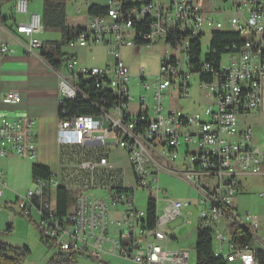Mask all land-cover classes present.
Returning <instances> with one entry per match:
<instances>
[{
  "label": "built area",
  "instance_id": "obj_1",
  "mask_svg": "<svg viewBox=\"0 0 264 264\" xmlns=\"http://www.w3.org/2000/svg\"><path fill=\"white\" fill-rule=\"evenodd\" d=\"M213 1L170 0L164 5L154 0H108V5L98 4L106 8V14L86 15V31L69 42L66 49L72 52L101 42L111 46L109 55L114 64L89 67L73 53L64 52L58 92L59 110L65 116L58 115L57 142L61 165L67 169L60 179L53 175L49 180H34L35 188L16 198L22 217L33 220L35 213L40 218L37 226L57 254L85 255L95 261L113 256L133 264H190V252L173 251L169 246L177 240L172 224L184 220V212L192 202L166 200L162 215L158 209L160 190L155 185L161 175L170 174L192 187L201 198L197 202L202 210L196 234L200 225L211 230L213 244L217 243L214 257L227 264H260L256 253L264 252V237L258 235L264 232L263 224L250 212L240 214L234 199L242 178L264 177V145L257 143L251 126L240 129V118L259 108L264 110V0H219L222 4L216 8ZM30 4L29 0L15 1V14L27 17V21L15 23L14 33L26 39L23 50L34 56L43 50L50 52L54 46L38 39L44 32L42 15L32 12ZM223 4H229L230 13ZM74 13L81 15L82 9L77 7ZM214 15L228 16V31L243 40L240 47L232 44L227 48L226 65L222 63L224 55L218 63H210L205 59L209 50L205 55L202 50L203 28L213 24ZM5 28L0 24V30ZM216 28V32L226 31L221 23H216ZM176 33L186 34L187 38L168 43ZM197 39L201 44L199 59L190 54V43ZM162 41L175 48L188 41L184 50L188 73L178 70L176 58L164 59L160 74L148 83L144 70L133 73L125 63L122 50H140ZM14 53L8 44L0 48L2 57ZM191 61L198 62V70ZM192 76L199 79L200 90L215 102L205 111L189 115L186 111L192 102ZM138 87L151 93V102L146 95L136 100L132 94ZM173 87L178 88V100L187 102L179 110L165 107ZM77 99L94 113L66 115V104ZM133 101H137L135 113L130 112ZM20 103L18 91L0 94V104ZM35 127L33 119L13 120L0 113V199L9 190L1 161L11 157L29 161L38 158ZM114 150L126 154L137 187L149 190L156 202L155 227H149L147 214L136 209V190L126 186L124 170L112 162ZM180 158L183 170L175 165ZM74 184H78V195L73 209L60 216L56 201L53 203V191L63 185L73 192ZM88 190L108 191L113 205L126 207L117 223L119 228L126 227L120 230L119 240L110 237L113 223L108 202L87 196ZM259 198L264 199V193ZM231 227L250 234L259 249L253 243L235 246ZM106 246L110 249L106 250Z\"/></svg>",
  "mask_w": 264,
  "mask_h": 264
},
{
  "label": "rangeland",
  "instance_id": "obj_2",
  "mask_svg": "<svg viewBox=\"0 0 264 264\" xmlns=\"http://www.w3.org/2000/svg\"><path fill=\"white\" fill-rule=\"evenodd\" d=\"M162 4H167L170 0H154ZM94 4L108 5V0H75L67 5V16L68 24L71 27L77 28L79 26L87 27V8L88 6ZM222 3L219 0L213 1L214 8L219 7ZM225 10L230 13L229 4H223ZM14 7V1L5 4L2 7V14L6 17L11 15V11ZM30 7L32 11L39 15H43L44 2L43 0H32ZM79 7L82 9V14L77 15L74 13L75 9ZM16 20L19 19L18 15L14 17ZM228 16L225 15H214L213 24L206 25L203 28V38H202V50L205 55L210 47L212 40V34L217 30L216 23H221L224 25V30L228 31L231 28L228 26ZM39 38L45 43L60 42L62 37L60 33L44 30ZM188 45V41L183 42L178 45L177 48L172 47L166 42L162 41L150 46H144L140 50L137 47L124 48L122 50V58L125 63L131 68L133 73H140L144 70L147 82L151 83L161 72V64L164 59L176 58L179 61L178 70L184 73H188L187 66L185 64L186 55L184 50ZM93 53L89 52L88 57L83 60L89 66H102L105 64L113 65L114 60L110 57L109 53L112 50L111 46H105L102 42L97 45H92ZM67 50V49H66ZM229 56L225 54L222 59L223 65L228 64ZM190 83L192 85L191 95L192 102L189 105L186 114H194L197 112H203L212 104L215 100L203 93L200 90V81L197 77L192 76ZM176 87V86H174ZM173 91L168 92L167 99L165 101V107L167 110H179L181 106L187 104L185 101H179L177 98L178 88H174ZM134 97L138 100L139 96H148V101L151 102V93L141 88H137V91H133ZM137 101H133L130 107V112L135 113ZM245 125H244V124ZM251 126L254 132V136L257 143L263 147L264 145V110L262 108L257 109L246 118H240V129L244 127ZM56 149L52 147L42 148L39 147L38 158L32 161L19 159L16 157H11L5 163V168L3 171L6 176V181L9 190L6 192L10 193L11 196L8 197V205L5 203H0V212L7 211L9 213H19L16 206L17 195L25 196L30 190L35 188V181L32 177V165L42 164L49 167L52 170L55 178L60 179L63 170L67 169V166L61 165V148L56 145ZM185 146L182 147V153L184 154ZM74 158V157H73ZM77 158H75L76 160ZM112 162L119 168L124 170L126 186L133 187L136 199V209L139 212L146 213L148 208V200L150 198V191L147 189H140L137 187L135 181L133 180L130 172V165L127 160L126 154L121 150H114L112 155ZM183 161L180 158L175 165L179 166L183 170ZM159 184L155 185V188L160 190L158 199V209L160 215L163 214V210L167 206L166 200L174 202H188L191 201L192 205L189 209L185 210V218L181 219L172 224L171 229L173 230V235L177 240L172 241V246H181L183 251L190 252L191 260L190 264H196V229L199 225L200 218L199 214L202 210L201 207H197V202L201 199L198 194L194 191L192 187L183 182L180 178L170 175L163 174L160 177ZM101 182V179H97ZM78 184H74L71 191V206L70 210L73 209L74 200L78 195L77 190ZM264 193V177L247 176L242 178V186L240 188L239 194L235 197V205L237 206L240 214L245 215V213L250 212L255 216L259 217L264 227V199H260L259 195ZM87 196L97 197L104 199L108 202L111 211V226L110 237L112 239H120V230H126V227L119 228L117 223L122 219L125 213V206L113 205L111 201V196L108 191L105 190H88ZM8 196V195H7ZM6 196V197H7ZM157 196L156 194L154 195ZM11 199V202H10ZM53 203L56 201V192L53 191ZM2 199H0V202ZM6 202V201H5ZM20 214V213H19ZM190 214H192L190 216ZM14 215V214H13ZM15 216V215H14ZM40 224V218L34 213L33 220L26 219L21 215L17 217V223L12 224L9 220H6L2 215H0V237L1 241L12 245L14 247H27L30 253L24 259L23 264H48L50 260L57 255V249L51 244L46 243L42 240L40 232L35 228ZM10 228V229H9ZM8 229L11 232H8ZM263 233L260 232V236ZM227 234V238H228ZM3 239V240H2ZM110 246H106V250H109ZM214 247H217L216 241H214ZM260 245L255 241L254 248L259 249ZM76 264H133L129 261H125L119 257L106 256L102 261H95L88 258L85 255H81L77 259Z\"/></svg>",
  "mask_w": 264,
  "mask_h": 264
},
{
  "label": "trees",
  "instance_id": "obj_3",
  "mask_svg": "<svg viewBox=\"0 0 264 264\" xmlns=\"http://www.w3.org/2000/svg\"><path fill=\"white\" fill-rule=\"evenodd\" d=\"M15 3L16 0H0V24L6 25L7 22L14 20L15 11L14 7L11 11V15L6 17L2 14V7L9 3ZM30 2L32 0H29ZM75 0H43L44 2V11L42 15V21L44 30L53 31L61 34V41L49 43V45L54 46V49L50 52L45 50L40 52V56L47 61V63L53 68H59L61 66V57L64 55V49L68 46L69 42L75 37L80 35L82 32L86 31L85 27L73 28L68 24L67 16V5ZM106 14V8L94 4L87 9V15L100 16ZM145 27V31H147ZM187 38L186 34L176 33L173 37L168 39V43H173L174 40H183ZM232 44H237L240 47L243 44V40L240 38L239 34L233 32H215L212 35V40L209 47V52L206 54V61L212 63H218L221 56L227 53V48L231 47ZM200 40H193L190 43V54L192 58H200L201 48ZM193 63V61H191ZM194 67L198 70V62H194ZM205 80V79H202ZM94 110L86 105L80 99H77L74 102H68L66 104V115L68 116H79L92 114ZM59 116L63 117L62 109L59 110ZM32 177L36 179L49 180L53 177L52 170L42 164H33L32 165ZM121 180L117 181V184H120ZM56 204L58 214L60 216H65L71 206V190L67 186H60L56 191ZM156 202L152 197L148 200V208L146 211L147 214V223L149 227H155L157 213H156ZM31 220V219H29ZM35 228L40 232L42 240L49 243L43 237L38 226ZM10 229V228H9ZM8 229V232L10 230ZM230 236L232 243L238 247H245L253 243V238L247 232L240 230L239 228L231 227ZM30 253V250L27 247L19 248L4 243L0 240V264H23L24 259ZM195 253H196V264H227L224 259H216L214 257V244L212 239L211 230L208 228H203L202 225L199 226L196 234V244H195ZM78 254H57L55 255L48 264H76ZM256 258L260 264H264V252L257 251Z\"/></svg>",
  "mask_w": 264,
  "mask_h": 264
},
{
  "label": "crops",
  "instance_id": "obj_4",
  "mask_svg": "<svg viewBox=\"0 0 264 264\" xmlns=\"http://www.w3.org/2000/svg\"><path fill=\"white\" fill-rule=\"evenodd\" d=\"M30 10L32 11L31 7ZM26 21L27 17L19 16L18 20L14 18V20L6 23V28L4 30H0V48L3 44H8L15 50L13 55L7 57L0 56V94L3 96L12 91H18L21 94V103L19 105L8 106L0 104V113L2 116L13 120L22 118L35 120L36 127L34 134L38 151L39 147L47 148L51 145L56 149V145H58L59 121L58 74L64 73V69L62 66L53 68L40 56V53L34 56H29L25 53L23 44L26 42V39L17 36L14 32L15 23ZM38 39L42 41L39 36ZM88 51L93 53V48L77 49L73 52L64 49L65 53H73L77 56L81 64L85 66H89L83 61L88 57ZM7 160L9 159L1 161V168H5ZM9 196H11L10 193H5L0 203L4 202L5 206L8 205L9 202L7 200ZM0 215L6 220H9L12 224H15L20 214L18 212L16 214H11L7 211H3L0 212ZM262 233L263 235L260 236L259 232V237H264V232ZM169 248L173 251L183 250L181 246L174 247L170 245Z\"/></svg>",
  "mask_w": 264,
  "mask_h": 264
}]
</instances>
